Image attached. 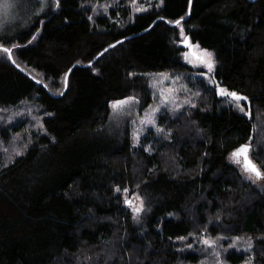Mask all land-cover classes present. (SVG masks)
Masks as SVG:
<instances>
[{
  "label": "trees",
  "instance_id": "1",
  "mask_svg": "<svg viewBox=\"0 0 264 264\" xmlns=\"http://www.w3.org/2000/svg\"><path fill=\"white\" fill-rule=\"evenodd\" d=\"M160 1L119 23L123 0L111 14L89 0H0V107L30 100L46 112L44 131L0 167V264H197L184 237L198 229L227 244L249 234L254 247L234 244L225 259L264 264V180L229 160L264 140V0ZM182 32L213 49L214 77L247 96L245 111L204 86L195 106L166 118L170 136L153 151L130 125L113 139L112 106L137 97L145 107L146 73L193 69ZM253 155L264 164L263 148Z\"/></svg>",
  "mask_w": 264,
  "mask_h": 264
},
{
  "label": "rangeland",
  "instance_id": "2",
  "mask_svg": "<svg viewBox=\"0 0 264 264\" xmlns=\"http://www.w3.org/2000/svg\"><path fill=\"white\" fill-rule=\"evenodd\" d=\"M92 2L91 8L94 13L103 12L105 14H111L114 9L113 6L116 0H89ZM120 7L115 11L114 18L117 22L122 23L124 12L133 16L134 14L148 11L153 5L161 3L160 0H123L120 2ZM89 6V4H87ZM120 8V9H119ZM138 9H141L138 11ZM185 33L181 34L178 38V42L181 43L185 39ZM195 53H192L189 49L184 51V59L192 65V70L187 71H160L149 72L145 76L149 81V102L145 105L144 100L131 97L121 101H126L122 107L114 109L112 106V112L110 118L106 123L104 130L108 134L116 139L120 135L127 125H130V130L133 135L134 143L139 145L144 144L149 151H153L156 148V144L170 136V128L166 125V118L172 119L179 115V110L182 111L188 106H195L197 100L200 97L204 86L217 88L220 95L221 90L229 92V89L222 86L221 83L214 77V68L216 65V59L213 49L204 47L200 42L195 44ZM212 54L213 68L208 70L206 64L201 63L198 58L202 53ZM205 59H207L205 57ZM230 93V92H229ZM237 94V93H236ZM246 99L236 101L235 107L244 112L245 105L243 101H247V96L244 94H238ZM119 101V102H121ZM117 102H114L116 104ZM113 104V105H114ZM46 114L45 110L39 103L28 101L19 105H10L9 107H0V167L13 161V158L21 154L24 151V146H28L31 143L29 137L33 131H44L43 128V114ZM39 117V118H38ZM39 120V121H38ZM23 122V123H22ZM25 125V129L17 131L13 129V125ZM260 126V123H259ZM4 127V128H3ZM22 129V128H20ZM251 151L250 155L257 162L259 168L264 170V164L261 161H257L253 155V150L264 149V140L257 139L255 143L250 142ZM23 145V147H22ZM231 152L229 160L233 164L240 167L242 174L256 182L262 183L264 180L263 174L261 177H257L252 172L246 171L243 167V163H236L235 158ZM261 156L259 155V158ZM258 185V183H257ZM126 197V196H125ZM134 216L140 217L145 206V201L139 194H127ZM131 199V200H130ZM136 208H140L137 213ZM134 217V218H135ZM136 219V218H135ZM202 228V227H201ZM194 232L191 236L184 237L186 242L184 245H190L198 249L201 257V262L197 264H230L225 259V253L228 248L235 244L237 249H250L254 247L253 238L249 234H232L233 240L228 242L223 241L224 234L213 236L211 234ZM222 231V230H220ZM225 231V230H223ZM222 236V238H220ZM222 240V241H221ZM222 251V254H221ZM241 264H254L252 261Z\"/></svg>",
  "mask_w": 264,
  "mask_h": 264
},
{
  "label": "snow or ice",
  "instance_id": "3",
  "mask_svg": "<svg viewBox=\"0 0 264 264\" xmlns=\"http://www.w3.org/2000/svg\"><path fill=\"white\" fill-rule=\"evenodd\" d=\"M141 9H138V11ZM179 24V21L176 22ZM185 42L187 43V37H185ZM190 46V45H189ZM5 52H8L9 49L5 48ZM205 57L207 59H205ZM201 60V63L206 64L207 68L209 71L212 70L213 68V63H212V54L205 52L202 53L200 57H198ZM67 81V75L65 76V82ZM222 95H228L231 96L233 99L236 101H240L243 99H246L245 97L239 96L238 94L232 92H225L224 90H221ZM124 103H127L126 101H121L117 102L116 104L113 105L114 109H118L122 107ZM251 151L250 146L245 145L242 146L240 149H238L236 152L233 153V157L235 158L236 163H243V167L246 171L252 172L255 174L257 177H261L262 173L261 171L257 168V166L252 162V159L249 157V152ZM135 211L138 213L140 211V208H136Z\"/></svg>",
  "mask_w": 264,
  "mask_h": 264
},
{
  "label": "water",
  "instance_id": "4",
  "mask_svg": "<svg viewBox=\"0 0 264 264\" xmlns=\"http://www.w3.org/2000/svg\"><path fill=\"white\" fill-rule=\"evenodd\" d=\"M192 1V0H191ZM190 12H191V8H190ZM186 37H187V43L185 42V39H183L182 41H181V44L183 45V47H186V48H188L192 53H195L196 54V52H195V42L192 40V38H191V36L190 35H186ZM119 41H121V40H119ZM119 41H117V42H114V43H112V44H110L109 46H107L105 49H103L94 59H92L91 61H89L88 63H86V64H82V63H80V62H78V63H76V65L77 64H80V65H90V64H92V63H94L96 60H97V58L102 54V53H104V51H106V50H108L109 48H111L112 46H114L116 43H118ZM190 45V46H189ZM3 47H5V48H8L9 49V52H10V55H11V58L13 59V56H12V54H11V49L9 48V47H6V46H3ZM14 60V59H13ZM72 68H73V66L69 69V71H68V73H67V81H66V84H68V77H69V73H70V71L72 70ZM234 93H236V92H234ZM237 94H240V93H237ZM245 145H248V146H250L251 147V144L250 143H246V144H244V145H242V146H245ZM249 157L252 159V162L257 166V168L260 170V168L258 167V165H257V163L253 160V158L251 157V155H250V152H249ZM261 171V170H260Z\"/></svg>",
  "mask_w": 264,
  "mask_h": 264
},
{
  "label": "flooded vegetation",
  "instance_id": "5",
  "mask_svg": "<svg viewBox=\"0 0 264 264\" xmlns=\"http://www.w3.org/2000/svg\"><path fill=\"white\" fill-rule=\"evenodd\" d=\"M242 146L237 147L236 149H234L232 152H236L238 149H240ZM254 160V159H253ZM256 162V161H255ZM257 163V162H256ZM258 165V164H257ZM259 167V166H258Z\"/></svg>",
  "mask_w": 264,
  "mask_h": 264
}]
</instances>
